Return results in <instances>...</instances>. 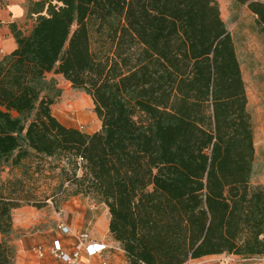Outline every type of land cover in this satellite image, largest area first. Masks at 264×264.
Returning a JSON list of instances; mask_svg holds the SVG:
<instances>
[{"label": "trees", "instance_id": "trees-1", "mask_svg": "<svg viewBox=\"0 0 264 264\" xmlns=\"http://www.w3.org/2000/svg\"><path fill=\"white\" fill-rule=\"evenodd\" d=\"M234 1L264 33V0ZM33 6L30 32L11 24L16 48L0 58V264H14L13 211L44 205L21 178L1 182L4 168L29 159L30 179L53 161L56 176L44 178H57L54 196L107 208L109 235L128 264L264 257V185L250 186L252 124L218 0ZM51 72L91 98L98 131L53 116Z\"/></svg>", "mask_w": 264, "mask_h": 264}, {"label": "rangeland", "instance_id": "rangeland-1", "mask_svg": "<svg viewBox=\"0 0 264 264\" xmlns=\"http://www.w3.org/2000/svg\"><path fill=\"white\" fill-rule=\"evenodd\" d=\"M18 1L24 10V15L18 21L17 28L27 35L36 21L33 2L36 0ZM221 19L231 35L235 52L242 73V79L247 96V112L250 115L255 158L250 186L264 185V33L255 23V17L247 6L234 0H218ZM94 47V46H93ZM46 80L52 84L47 94L53 98L51 113L63 125L74 127L86 134L95 132L100 123L93 112L91 98L84 92L72 88L61 75L53 72L46 75ZM58 92V95H57ZM57 95V96H56ZM53 161H43L45 173L32 174L36 160L29 159L9 173L7 168L1 173L2 184L10 179L21 178L32 192V201L44 203L43 207H33L31 202L16 209L12 213L13 231L9 235L10 244L14 247V264H20L23 254L21 248L32 242L52 239L60 233L57 228L64 224L75 233L87 231L91 240L99 237L107 244L105 259L109 264H128L124 253H121L108 233L109 214L107 208L97 200L87 196H54L53 188L57 178L46 179L53 175L49 166ZM30 170V171H29ZM54 171V174H57ZM46 177V178H44ZM64 188L68 190V184ZM68 195V192H66ZM54 196L55 198L52 199ZM46 199V200H45ZM61 234V233H60ZM68 240H71L67 237ZM53 240H50V245ZM72 241V240H71ZM43 245L48 248V244ZM36 246V245H35ZM46 258L53 259L50 255ZM54 260V259H53ZM55 261V260H54ZM185 264H264V260L247 261L232 255L208 256L198 260H189Z\"/></svg>", "mask_w": 264, "mask_h": 264}, {"label": "built area", "instance_id": "built-area-1", "mask_svg": "<svg viewBox=\"0 0 264 264\" xmlns=\"http://www.w3.org/2000/svg\"><path fill=\"white\" fill-rule=\"evenodd\" d=\"M57 228L62 235L72 240L69 250L63 247L59 239L53 240L48 248L36 245L32 249L36 258L35 264H41L47 255H50L59 264H109L104 257L108 249L107 244L91 240L87 231L75 233L64 224H59ZM250 260H264V257Z\"/></svg>", "mask_w": 264, "mask_h": 264}, {"label": "crops", "instance_id": "crops-1", "mask_svg": "<svg viewBox=\"0 0 264 264\" xmlns=\"http://www.w3.org/2000/svg\"><path fill=\"white\" fill-rule=\"evenodd\" d=\"M23 15H24V10L22 9V7L18 1L0 0V58L4 55L11 53L13 50H15L16 43H15L13 35L10 31V25L15 24L17 26L18 21L21 20ZM99 129H100V125L96 131H98ZM48 238L47 239L44 238L42 241L39 240L38 242H34V243L32 242L31 245L28 244V245H25V247H23V249L21 248L23 258L21 259L20 264H35L36 258L34 257V255L32 253V249L37 244H48V245H50V240L59 239L62 242L63 247L66 250H69L71 240H68L67 236H64V235L59 233V234H56L52 239L51 238L48 239ZM1 239H2V237L0 235V241H1ZM92 239L95 242H104L103 236H102V239L99 237H95ZM114 244L117 246L118 250L121 253H123V251L120 248L119 243L114 241ZM83 258L86 259L85 256H83ZM247 261H252V260H247ZM41 264H59V262L54 261L51 258L48 259L45 257L44 260L41 261Z\"/></svg>", "mask_w": 264, "mask_h": 264}]
</instances>
